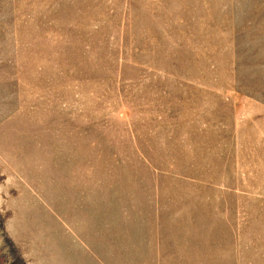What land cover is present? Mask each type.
<instances>
[{"label": "rangeland", "instance_id": "1", "mask_svg": "<svg viewBox=\"0 0 264 264\" xmlns=\"http://www.w3.org/2000/svg\"><path fill=\"white\" fill-rule=\"evenodd\" d=\"M0 264H264V0H0Z\"/></svg>", "mask_w": 264, "mask_h": 264}]
</instances>
